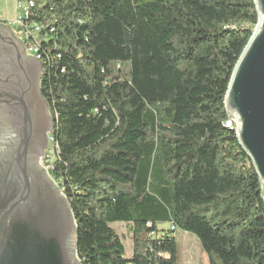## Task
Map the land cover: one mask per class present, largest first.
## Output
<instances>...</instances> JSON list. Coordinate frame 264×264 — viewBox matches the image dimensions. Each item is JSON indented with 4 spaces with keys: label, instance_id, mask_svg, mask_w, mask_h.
I'll use <instances>...</instances> for the list:
<instances>
[{
    "label": "trees",
    "instance_id": "1",
    "mask_svg": "<svg viewBox=\"0 0 264 264\" xmlns=\"http://www.w3.org/2000/svg\"><path fill=\"white\" fill-rule=\"evenodd\" d=\"M35 2L42 36L54 28L41 48L49 173L76 218L82 264H178L177 231L209 264H264L262 186L225 127L254 1ZM115 223L132 226L131 257Z\"/></svg>",
    "mask_w": 264,
    "mask_h": 264
},
{
    "label": "water",
    "instance_id": "2",
    "mask_svg": "<svg viewBox=\"0 0 264 264\" xmlns=\"http://www.w3.org/2000/svg\"><path fill=\"white\" fill-rule=\"evenodd\" d=\"M253 1L259 23L233 72L225 107L238 123L237 138L264 201V0ZM42 73L12 29L0 25V264H82L70 203L40 163L54 131Z\"/></svg>",
    "mask_w": 264,
    "mask_h": 264
},
{
    "label": "rangeland",
    "instance_id": "3",
    "mask_svg": "<svg viewBox=\"0 0 264 264\" xmlns=\"http://www.w3.org/2000/svg\"><path fill=\"white\" fill-rule=\"evenodd\" d=\"M25 0H0V22L5 27H10L16 39L21 41L15 22L19 20L23 13L19 9V4ZM26 47V46H25ZM27 50V47H26ZM28 51V50H27ZM28 54L33 56L28 51ZM238 127V123H237ZM57 150L53 146V139H50V147L42 159L41 165L49 171V165L55 161ZM112 227L117 231L126 246L127 256L133 253V233L132 226L125 223H115ZM165 230L170 229L169 225L164 226ZM177 242L179 248L178 264H209L207 255L203 252L196 237L183 231H177Z\"/></svg>",
    "mask_w": 264,
    "mask_h": 264
},
{
    "label": "built area",
    "instance_id": "4",
    "mask_svg": "<svg viewBox=\"0 0 264 264\" xmlns=\"http://www.w3.org/2000/svg\"><path fill=\"white\" fill-rule=\"evenodd\" d=\"M36 7L35 0H25L19 4V9L22 11V17L17 20L14 24L17 27V33H19L20 40L27 47V50L32 54L37 61L41 63L43 57L41 54L42 40L48 39V34L54 32V28L50 27L44 36L45 31H47V25L32 19L33 10ZM225 127L237 129V121L230 118L226 123ZM172 230H175L172 227Z\"/></svg>",
    "mask_w": 264,
    "mask_h": 264
},
{
    "label": "flooded vegetation",
    "instance_id": "5",
    "mask_svg": "<svg viewBox=\"0 0 264 264\" xmlns=\"http://www.w3.org/2000/svg\"><path fill=\"white\" fill-rule=\"evenodd\" d=\"M21 42H22V41H21ZM22 44H23V46H24V50H25V53H26L27 58H28V59L36 60L35 57H33V56H31V55L28 54V51L26 50V47H25V45H24L23 42H22ZM4 133H5V132H4L3 125L0 124V138L3 136ZM42 159H43V158H42ZM42 159H41L40 163L42 162Z\"/></svg>",
    "mask_w": 264,
    "mask_h": 264
},
{
    "label": "crops",
    "instance_id": "6",
    "mask_svg": "<svg viewBox=\"0 0 264 264\" xmlns=\"http://www.w3.org/2000/svg\"><path fill=\"white\" fill-rule=\"evenodd\" d=\"M3 22H0V25L2 24Z\"/></svg>",
    "mask_w": 264,
    "mask_h": 264
}]
</instances>
